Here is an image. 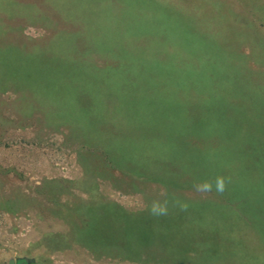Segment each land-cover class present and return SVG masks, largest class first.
<instances>
[{"label":"rangeland","instance_id":"1","mask_svg":"<svg viewBox=\"0 0 264 264\" xmlns=\"http://www.w3.org/2000/svg\"><path fill=\"white\" fill-rule=\"evenodd\" d=\"M23 258L264 264V0H0V264Z\"/></svg>","mask_w":264,"mask_h":264},{"label":"trees","instance_id":"2","mask_svg":"<svg viewBox=\"0 0 264 264\" xmlns=\"http://www.w3.org/2000/svg\"><path fill=\"white\" fill-rule=\"evenodd\" d=\"M105 232H106V231L103 229V230H102V235H103L104 237H105V235H104ZM111 238H112V237H111ZM18 264H26V262L23 261V260H20V261L18 262Z\"/></svg>","mask_w":264,"mask_h":264},{"label":"water","instance_id":"3","mask_svg":"<svg viewBox=\"0 0 264 264\" xmlns=\"http://www.w3.org/2000/svg\"><path fill=\"white\" fill-rule=\"evenodd\" d=\"M23 260H24L25 262H28V260L25 259V258H23ZM8 264H15V262H14V261H10Z\"/></svg>","mask_w":264,"mask_h":264},{"label":"clouds","instance_id":"4","mask_svg":"<svg viewBox=\"0 0 264 264\" xmlns=\"http://www.w3.org/2000/svg\"><path fill=\"white\" fill-rule=\"evenodd\" d=\"M23 260V259H22ZM24 261V260H23ZM18 264V263H17Z\"/></svg>","mask_w":264,"mask_h":264}]
</instances>
